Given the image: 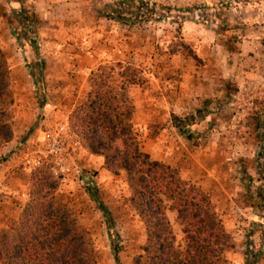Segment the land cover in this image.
<instances>
[{"label": "rangeland", "instance_id": "1", "mask_svg": "<svg viewBox=\"0 0 264 264\" xmlns=\"http://www.w3.org/2000/svg\"><path fill=\"white\" fill-rule=\"evenodd\" d=\"M12 1L14 0H0V46L5 50L8 60L16 66L11 73L13 77L14 73L16 78L20 74L25 82L27 75L24 71L35 75L34 78L31 74L30 82L34 85L30 89L16 83L13 86L11 84L14 103L19 99H25L27 103L26 106L13 104L12 127L24 130L36 141L31 148L24 150V154L43 153L42 165L48 166L59 178L60 185L56 192L58 198L70 205L79 223L92 235L98 255L97 264H115L106 219L87 190L90 185L97 187L98 196L108 208L115 231L119 235L122 246L120 264H132L133 259L141 253L146 234L143 222L129 203L130 189L125 173L116 176L107 171L104 169L102 157H91L89 160L81 147L76 160L77 167L63 173L55 160L44 151L38 133L47 123L51 125L48 128L63 123L70 129L69 114L76 105L85 100L88 93L89 74L85 79L81 73L78 75L73 72L69 67L71 57L68 50L63 56L53 54L52 58L48 51L43 53L42 34L45 25L50 24L48 29L56 25V30H62L61 40L69 43L77 37L73 29L78 24L73 20H65V15L59 14L58 10L57 15L49 16L45 21V16L33 12L34 6L25 8L20 3L10 5ZM118 1L120 0L104 3L103 0H92L91 27L97 34L95 47L104 50L100 62L107 61L106 65H112L121 61L124 65L139 68L143 73L145 83L141 88L152 99L141 100L140 92L130 89L134 105L139 108L134 115V130L142 150L149 153L154 160L162 158L160 161L176 167L183 180L210 197L212 211L230 235L224 247L222 264H264V78L260 79L261 84L258 87L246 86L243 94L236 98L235 105L229 109V116L222 117L223 123H219L215 117V88L209 85L211 74H215V67L212 69L210 63L215 64L225 59L216 48L211 50L207 46L197 53L183 40L179 21L184 18L197 19L208 30L216 29L219 35L217 41L227 44L232 53L239 49L245 30L257 29L259 31L255 32L254 37L260 41L259 52L264 54V14L257 16L259 22L243 23L225 15L229 11L228 7L240 0H233L228 4L224 0L221 6L215 4L214 0L207 3L193 1L181 6L149 0L145 2L150 7H164L165 10L166 7L172 8L168 11L170 13L165 11L170 20L144 22L147 20L145 17L128 15V11H138L141 0L127 2L126 5H117ZM256 7L258 6H247L250 12L245 18ZM20 8L27 11L28 17L35 16L36 22L32 23L29 19L25 26L19 25L18 19L12 13ZM114 8H122L127 14L121 21H116L119 27L110 22H97L96 18L106 17ZM233 11L240 13L239 9ZM8 19L17 33L9 26ZM108 31H112L110 36ZM17 34L21 37L26 35L27 39L19 42ZM32 39L37 43L38 57L30 46ZM105 41L109 47L116 44L119 53L112 48L103 47L102 43ZM132 41L135 42L137 55L129 51ZM20 43H24L25 47ZM212 46L214 44H211V48ZM17 52L18 56L15 55ZM260 59L264 62V55ZM37 61L40 64L39 69L33 67ZM207 64L209 68L206 70ZM185 70L195 73L204 83L199 89L201 94L197 101L190 102L191 105L175 99V92L179 90V81ZM151 74L156 76L159 83L171 85L172 92L166 93L168 89L164 86L162 90L151 86ZM35 79H38V85L35 84ZM161 92L165 93L168 100L172 98L171 101H163ZM49 94L51 96L47 98L48 101L43 102V98ZM45 102L55 108L56 119L52 122H48L47 112L39 108L42 104L44 109ZM151 106L156 114L160 112L159 116L147 115V111L152 109ZM22 112L27 113L26 118ZM172 114L180 117L186 135H182L174 126ZM215 126L220 131L216 132ZM70 132L72 137L78 138L71 129ZM80 145L83 146L81 141ZM19 215L0 211V230L5 227L4 222L8 218H18ZM166 216L175 236L176 246L184 250L186 244L182 227L177 220L176 211L170 209V203L166 204Z\"/></svg>", "mask_w": 264, "mask_h": 264}, {"label": "trees", "instance_id": "2", "mask_svg": "<svg viewBox=\"0 0 264 264\" xmlns=\"http://www.w3.org/2000/svg\"><path fill=\"white\" fill-rule=\"evenodd\" d=\"M127 2L135 0L116 4ZM170 10V7L166 10L150 7L141 0L138 11H128V15L145 17L144 22L161 21L169 17ZM26 13L20 8L13 10L12 15L19 25L25 26L29 19L35 23V16L28 17ZM126 15L122 8H114L106 17L121 21ZM9 19V26L17 33ZM17 36L19 42L27 39L26 35ZM20 45L25 47L24 43ZM30 46L38 57L34 39ZM33 67L39 69V62ZM10 77L7 54L0 46V144L11 141L14 136ZM38 83L35 79V84ZM87 83L86 98L72 109L68 122L83 147L103 158L104 169L116 176L122 172L126 175L129 203L143 222L146 234L141 253L132 264H222L230 235L212 211L210 197L183 180L176 167L154 160L140 146L134 130L135 105L130 88L145 83L142 71L121 61L99 64L90 72ZM172 119L181 134L186 135L180 117L172 114ZM20 177L29 183L28 200L19 217L8 218L0 230V264H97L98 255L90 231L79 223L70 205L56 194L59 178L45 165ZM87 190L106 219L111 252L115 264H120L122 246L113 219L98 196L97 187L90 185ZM167 203L177 213L186 244L184 250L175 244L166 216Z\"/></svg>", "mask_w": 264, "mask_h": 264}, {"label": "crops", "instance_id": "3", "mask_svg": "<svg viewBox=\"0 0 264 264\" xmlns=\"http://www.w3.org/2000/svg\"><path fill=\"white\" fill-rule=\"evenodd\" d=\"M193 1L207 3L213 0H158V2L160 3L173 4L177 6L187 5L189 4V2ZM223 1L224 0H214L213 2L221 6V2ZM225 1L226 4H228V2L233 0ZM103 2L107 3L110 2V0H103ZM15 3H20L25 8L34 6L35 11L33 12L35 14H39L40 16H45V21L49 19V16H53L54 14L57 15L56 11L58 10L59 14L61 13V15H65L63 17L66 18L65 20H73L76 24H78V27L75 26V29H73L76 32L77 37L69 43L61 40L62 30L59 28L56 30V25L49 29L48 26L50 24L45 25L46 28H44L42 34V41L44 46L43 53H47L48 51V54L50 56L52 55L50 58L53 57V54L63 56L65 54V51L68 50V53H70L71 57L69 59V67L72 68L74 73H77L78 75L81 73V75H83L85 79L88 74H90V72L99 65V63H107V61L100 62L101 58H103V56L101 57V54L104 53V50L96 48L97 44H95L97 42V34L94 33L93 28L91 27L93 16L90 13V8L92 6L91 4L93 3L92 0H14L10 5H13ZM232 4L233 5L228 7L229 11H227L228 13L225 15H227L229 18H233L234 20H240L243 23L246 21L249 23H251L252 21L259 22L258 17L261 14H264V0H255L253 2L240 0L239 2H234ZM247 6L258 7L252 9V12L248 16V18H245L247 13L250 12V10L247 9ZM233 8L235 10L239 9L240 13H234ZM236 14L238 15V18H236ZM57 18L59 17L57 16ZM168 18L169 17L164 18L163 21L170 20ZM96 19L98 20L97 22H106L107 24L110 22L115 27L120 26L115 20L108 19L107 17ZM218 19L219 18H217V20ZM179 21H181V36L183 40H185L186 43H188L197 53H200L203 48L207 46L211 50H214V48H216L218 52L223 54L225 60L221 59L219 60L220 62H217L215 64L213 62L210 63L212 69H214L213 67H215V74H211V78L209 79L211 82V84L209 85L215 88V104H217L215 107V117L217 118V121L219 123H223L222 117L229 116V109H231L235 105L236 98H238L239 95L243 94V89L246 86L249 88H254L253 86H260V79L264 78V62H262V59H260L264 54H262V51L259 52L260 50L258 47L260 46V41H258L254 37L255 32H258L259 30H245L244 34H242L241 37L242 41L240 42L239 49L236 52L232 53L228 50L226 46L227 44L217 41V37L219 35L217 34L216 29L215 31L208 30V28L197 19L193 20L184 18L179 19ZM53 32L54 34H52ZM111 32L112 31L107 32L109 36ZM105 43L107 42H103L102 46L108 48V44L106 45ZM211 44H214L212 48ZM109 48H112L114 52L119 53V49L116 44H114V46L110 45ZM129 51H132L133 54L137 55L135 51L134 41H132L129 45ZM15 55L18 56V52L15 53ZM8 62L12 73V70L15 69L16 66L12 65L9 60ZM208 65L209 64L205 65L206 70L209 68ZM20 70L21 74H23L21 68ZM24 73L25 75H27L25 77V82L20 77V74L18 78H16V73H14L15 77L11 75L10 80L12 86L16 83V85L23 86L24 88L30 89L31 87H33L34 83L30 82V72L26 70L24 71ZM151 75V86H153L155 89L161 90L163 89L162 86H164L166 87V90L168 89V91H165L166 93L172 92L171 85L166 83H159V80L156 78V76H154V74ZM197 77L198 76L195 75V73H191L189 70H185L181 75V80L179 81V90L178 92H175V99L187 104L197 101L198 96L201 94V91H199V89L204 84L201 79ZM231 87H235V89H232ZM131 88L132 90H138L140 92L139 97L141 100L146 99V101H150L152 99L151 96L143 93L141 86H132ZM211 92H213L212 89ZM161 94L163 101H171L172 98L168 100L169 98L165 96V93L161 92ZM68 95L69 93H67V96ZM50 96L51 95L49 94L48 97L46 96L45 99L43 98V102L44 100L46 101ZM24 100L25 99H19V101H16L14 103V106H26L27 103H25ZM45 103L46 104L44 109V106L42 104L41 106H39L38 104L36 105L39 106V108L42 109L43 112H47V119H49L48 122H52L54 119H56L55 108L49 106L47 102ZM189 105H191V103ZM74 106L75 105H73V107ZM192 107L193 106H190V108ZM151 108L152 109H149V111H147V115L149 114V116L151 115L155 117L159 116L160 112L156 114L154 107L151 106ZM138 110L139 108L136 105L135 114ZM22 113L26 118L27 113ZM23 116L22 118H24ZM47 124H45V127L43 129L38 131V133L40 134L41 143L43 132L47 130L49 126H51ZM133 124H135V116L133 118ZM60 125L64 124L60 123ZM13 130V139L9 142L0 144V211H4L5 213L15 212L17 214H20L28 200L29 188L28 181L20 177L22 173H29V171L26 170L24 166V158L28 155L24 154V150L26 148L28 149L29 147L31 148L33 144H36V141L35 138L28 135V133H25L24 130L18 129L16 127H13ZM215 131H220L218 130L217 126H215ZM81 149L85 152L87 159L90 160L91 157H96L90 154L83 146H81ZM222 190L224 191V189Z\"/></svg>", "mask_w": 264, "mask_h": 264}, {"label": "built area", "instance_id": "4", "mask_svg": "<svg viewBox=\"0 0 264 264\" xmlns=\"http://www.w3.org/2000/svg\"><path fill=\"white\" fill-rule=\"evenodd\" d=\"M41 145L46 154L55 160L61 172L65 173L77 167L76 160L81 145L78 138L72 137L67 124H59L45 130ZM43 160L42 152L30 153L24 158L25 169L31 172L40 167Z\"/></svg>", "mask_w": 264, "mask_h": 264}]
</instances>
